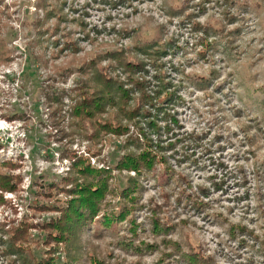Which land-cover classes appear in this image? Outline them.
Segmentation results:
<instances>
[{
    "label": "rangeland",
    "instance_id": "374dc122",
    "mask_svg": "<svg viewBox=\"0 0 264 264\" xmlns=\"http://www.w3.org/2000/svg\"><path fill=\"white\" fill-rule=\"evenodd\" d=\"M209 26L220 35L208 39L214 49L207 52ZM157 39L166 44L160 58L138 50ZM125 63L144 65L130 74ZM99 70L129 97L119 100L128 114L116 106L98 119L123 122L126 135L74 114L83 89H98ZM164 84L176 93L165 107L155 98ZM140 126L165 160L137 177L115 169L145 143ZM77 158L112 170V188L127 187L129 176L140 188L124 223L100 216L83 231L76 244L85 254L101 253L108 264H155L159 252L139 257L127 244L172 239L216 264H264L251 233L231 232L247 226L264 240V0H0V172L18 177L17 190H0V235L23 219L56 217L37 208L49 202L42 185L63 186ZM123 203L107 197L111 219ZM153 210L171 222L168 236L153 232ZM9 263L0 253V264Z\"/></svg>",
    "mask_w": 264,
    "mask_h": 264
},
{
    "label": "trees",
    "instance_id": "16d2710c",
    "mask_svg": "<svg viewBox=\"0 0 264 264\" xmlns=\"http://www.w3.org/2000/svg\"><path fill=\"white\" fill-rule=\"evenodd\" d=\"M246 5L248 6V4H245L243 8ZM57 12L58 7L53 13L56 14ZM204 33L206 38H202V44L209 52L214 49V43H209L208 39L213 37L212 34L220 35V32L215 27L209 26L204 30ZM142 44L144 45L139 44L138 50L153 57V59H158L165 54L166 44H163L158 39L145 41ZM111 56L114 57L115 54ZM95 63L97 62L95 61ZM143 65L144 63H125V68L130 74H134ZM95 68L97 67L93 66V70ZM93 75V82H98L100 85L93 94H88L83 89L79 102L74 107V114L79 117L86 116L91 121L96 119L97 123H99L98 127L104 131H110L118 135L128 134L126 133L128 126H125L123 122L112 124L108 119L106 121L98 119V117L108 116L109 108L116 106H119V114H128L125 112L124 106L120 105L119 102L121 98L129 97L128 90L123 89L121 84L118 85L120 82L118 83L114 79L105 76L100 70L95 71ZM136 83L139 85V81H136ZM155 95V98L161 102V106L165 107V105L172 102L176 93L164 84L160 85L155 91ZM155 124L154 122L148 123L151 128L156 126L155 130L159 133L161 127ZM175 124L178 125L177 122ZM139 129L142 131L145 143L141 144L139 140L135 148L136 151L126 153L118 161L115 169L119 172L135 173L137 177L143 175L145 171H151L158 160H165L164 156H160L164 149H161L158 145L157 147L154 146L153 141L147 136L143 127L140 126ZM250 142H253V139ZM175 146L176 143H171L169 148L174 150ZM17 178L16 176H7L0 172V190L9 192L17 190ZM113 179L112 170H97L90 165L89 161L77 158L74 170L69 177L64 179L63 184L65 186L60 183L42 185V194L49 202L38 204L37 208L44 212H56V217H52L50 221L44 220L38 223L23 219L18 225L7 230H1L0 253L2 256L10 261L9 264H84L86 260H89L90 264H108L101 253L87 255L81 245L76 244V242H78L80 237L82 238L83 231L99 220L100 216L110 222L124 223L136 211V198L140 190L137 183L138 179L129 176L127 187L121 190L115 187L112 188V183L110 182ZM68 185L71 187L68 188ZM213 185L218 190L223 186V184L216 182ZM60 194H65L67 198H58ZM110 195L119 196V199L125 202L121 206L118 216L113 219H111V213L106 210L105 205L107 197ZM151 219L153 232L157 236L166 237L170 234L173 227L171 222L167 220L162 223V218L159 214L157 215V210H153ZM130 222L132 223L130 231L135 241L139 235L138 225L133 218ZM34 230H38L36 237L33 234ZM231 230L232 234L237 232L245 237H250L251 233V241L254 242L253 246L257 245V251L264 260V240L260 236L255 235V232L250 231L247 226L238 225L231 228ZM92 236L98 235L94 233ZM43 245L45 246V251L39 256L36 250L38 248L41 249ZM128 246L134 248V254H138L139 257L143 256L144 249L159 252L160 256L155 264H174V261L176 264H216L212 256H206L201 253L202 251H196L197 249L193 247H189L187 250L183 244L172 239H163L160 244L139 243L137 247L133 246L132 241V243L127 244ZM59 253L64 255V259L58 256Z\"/></svg>",
    "mask_w": 264,
    "mask_h": 264
}]
</instances>
